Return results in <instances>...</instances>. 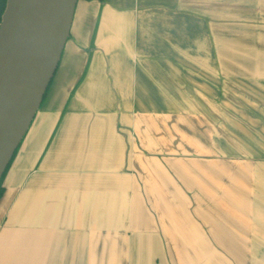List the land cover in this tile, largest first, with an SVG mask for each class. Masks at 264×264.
Listing matches in <instances>:
<instances>
[{"label": "crops", "instance_id": "0c3cea01", "mask_svg": "<svg viewBox=\"0 0 264 264\" xmlns=\"http://www.w3.org/2000/svg\"><path fill=\"white\" fill-rule=\"evenodd\" d=\"M3 187L0 264H264V0H78Z\"/></svg>", "mask_w": 264, "mask_h": 264}, {"label": "water", "instance_id": "95a60500", "mask_svg": "<svg viewBox=\"0 0 264 264\" xmlns=\"http://www.w3.org/2000/svg\"><path fill=\"white\" fill-rule=\"evenodd\" d=\"M78 0H7L0 23V181L56 73Z\"/></svg>", "mask_w": 264, "mask_h": 264}, {"label": "trees", "instance_id": "16d2710c", "mask_svg": "<svg viewBox=\"0 0 264 264\" xmlns=\"http://www.w3.org/2000/svg\"><path fill=\"white\" fill-rule=\"evenodd\" d=\"M6 3H7V0H0V23H1L2 15H3V13L5 11V8H6ZM11 162H10V164H11ZM10 164L8 165V167H7L5 173L3 174V177H2V179L0 181V200H1V198L3 196V193H4L3 180H4V177H5L7 171L9 169V167H10Z\"/></svg>", "mask_w": 264, "mask_h": 264}]
</instances>
